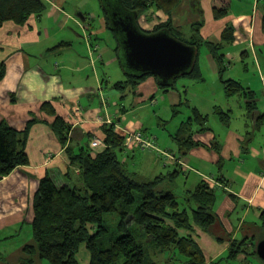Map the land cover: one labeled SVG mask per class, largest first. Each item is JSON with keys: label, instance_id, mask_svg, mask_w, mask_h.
Instances as JSON below:
<instances>
[{"label": "crops", "instance_id": "1", "mask_svg": "<svg viewBox=\"0 0 264 264\" xmlns=\"http://www.w3.org/2000/svg\"><path fill=\"white\" fill-rule=\"evenodd\" d=\"M44 1L47 7L41 15L29 16L22 25L6 21L0 27V63L5 64L0 80V124L5 121L18 131L27 129L28 158L27 164L0 179L1 235L11 236L25 222L31 225L33 199L46 174L58 183L78 185L80 169L70 162L71 156L83 150L93 157L101 153L106 148L104 128L112 126L123 137L118 159L137 181L160 176L156 189L170 191L183 204L184 195L201 183L214 189L217 222L210 230L193 221L188 229L178 228L181 236L196 240L205 259L224 254L232 241L248 244L250 237L243 228L255 225L261 230L260 214L264 211V93L257 97L253 87L232 76V69L226 78L223 71L226 58L242 62L249 50L254 53L255 47L264 45V0H227L228 14L217 20L213 7L219 0H181L175 8L171 24L177 34L180 36L185 12H196L194 19L202 23L201 41L210 47L211 94L199 96L190 94L187 81L177 83L175 78L164 85L152 74L126 84L130 73L122 67L111 71V65L119 63V43L107 16L94 8V0ZM149 12L156 14L152 9L146 14ZM161 12L162 20L168 18ZM137 24L141 30L151 31ZM227 25L233 26V41L220 49L224 62L219 66L212 43L221 41ZM194 62L190 72L196 70V80L205 82L196 59ZM259 75L264 81V74ZM227 79L254 92L255 109L247 106L239 92L227 96L223 83ZM117 82L123 86H114ZM75 107L80 110L75 112ZM57 119L68 126L64 141L54 128ZM166 122H171L169 127L164 126ZM126 131L153 136L156 149L125 146ZM93 138L101 139L102 145L92 148ZM182 138L190 143L181 145L178 139ZM166 223L173 226L170 220ZM19 260L10 264L24 261Z\"/></svg>", "mask_w": 264, "mask_h": 264}, {"label": "trees", "instance_id": "2", "mask_svg": "<svg viewBox=\"0 0 264 264\" xmlns=\"http://www.w3.org/2000/svg\"><path fill=\"white\" fill-rule=\"evenodd\" d=\"M180 1L121 0L123 7L136 13V20L139 14L149 8L162 10L168 20L148 32L166 29L172 36L196 49L202 42L199 34L202 23L195 21L191 25L193 33L188 40L182 39L171 24V15ZM227 3V0H219V5L213 7L214 19L228 14ZM46 7L44 0H0V27L6 21L22 25L29 16L41 15ZM261 27L264 34V16ZM232 41L233 26L227 25L221 33V41L212 43V52L219 66L224 56L220 49ZM194 72L188 73L189 76H195L197 73ZM4 74L5 64L1 62L0 80ZM132 76L126 84L145 77ZM223 83L228 97L239 92L247 99V106L255 109L252 90L231 79ZM114 86L122 87L123 83L117 82ZM215 112L220 110L215 109ZM201 118L204 120L206 116ZM221 119L225 120L226 117L221 115ZM67 127L61 119L54 122V128L62 141L66 138ZM104 132L106 148L101 153L93 157L89 150H83L71 156L70 162L80 169L78 185L68 181L58 183L50 174L40 178L33 199L34 218L31 223L35 242L25 247L27 254L37 252L40 258L55 264H80L77 254L81 245H84L89 254L88 264H154L149 257L152 248L159 255L166 252L178 254L180 258L175 259L178 261L176 264H206L196 240L191 236H181L178 228L188 229L193 221L205 230H210L217 222L213 211L214 189L201 183L184 195L183 204L170 191L156 189L162 177L148 182L137 181L118 159L117 149L122 146V135L114 131L112 126L105 127ZM26 139L27 129L18 131L5 121L1 122L0 179L15 168L27 164ZM178 140L181 145L190 143L188 138ZM113 212L119 215L117 226L120 235L111 233L104 225L105 214ZM166 220L172 221L173 226L167 224ZM260 220L264 234V211L260 214ZM241 244L243 241H232L228 256H238L242 252ZM168 259L165 258V262ZM22 264L30 262L25 258ZM167 264L173 263L168 260Z\"/></svg>", "mask_w": 264, "mask_h": 264}, {"label": "rangeland", "instance_id": "3", "mask_svg": "<svg viewBox=\"0 0 264 264\" xmlns=\"http://www.w3.org/2000/svg\"><path fill=\"white\" fill-rule=\"evenodd\" d=\"M250 2H252V0H250ZM241 5L245 6L247 5V3H242ZM94 8L97 10L98 14L99 13L105 14L109 19V26L111 28H114L112 18L110 17L111 12L107 10V8L105 7L104 0H94ZM149 9L156 11L155 12L156 14H153L154 12L152 13L149 12L148 14H146ZM149 9L145 10L137 17L138 20L137 22H139V24L142 26L144 30H154L156 29V27H158L161 24H164L168 20L167 17H165L162 20L161 17H164V14L161 12L162 10L160 11L154 8H149ZM195 15L196 12L194 13L185 12V16L183 17V21L179 33L181 38L184 40H188L189 36L193 32L191 22L196 21L194 19ZM116 34L119 35V37L123 36L122 33H116ZM103 40H106V43L108 42L107 35L103 36ZM103 43H104L103 41H100L101 45H105ZM253 52L254 53H252V51L249 50L248 55L243 58L242 62L241 60L235 61L234 58H226L225 61L226 69L223 71V77L225 78L228 77L230 73L229 69H232L235 72L234 74H232V76H234L235 78H239L244 86L249 85L251 86V88L253 87L257 93V97H260L264 93V81H261L259 75V74H264V45L255 47V50L253 49ZM208 53H210V47L208 46V43L203 40L197 46L196 54H195L196 57L194 58L196 59L197 67L198 65L200 67V71L202 73V77L205 78V82H198L195 76H189V75H185V76L181 75L180 77L176 78L177 83H181V81H187L190 94H195L198 96L203 94L205 95L211 94L209 92L211 91L209 88V83H211V79L214 78V73L209 65V58L207 56ZM118 54L120 56L119 63L117 62L116 64L111 65V71L113 73L119 71V69L122 68L125 69L124 59L122 58V52L120 49L118 51ZM243 68H245V70H243ZM196 73L197 72H194V74ZM250 83H252L253 86ZM195 97L193 99H195ZM262 105H264V96H262ZM234 118L235 116H232L231 118L232 123L234 121ZM170 124L171 122H166L164 126L169 127ZM128 167H129V163H127L126 165V168ZM118 221H119V215L117 213L114 212L107 213L104 216V225L110 230L111 233H115L116 235H120L117 226ZM243 229L245 231H248L247 233L249 234L248 236L250 238L246 240V242L250 245L249 246L248 244L240 245L242 251L240 254H242V256L240 257L236 256L235 258H231L228 256L229 255L228 251H226L224 254L215 258L207 257L206 264H264V261L259 258L256 252L257 244L262 238H264V234L260 229H258V227H255V225H249ZM34 242L35 241L32 234V227L30 223L28 224L27 222L21 224V226L17 228V231L9 237H3L0 233V262H5L6 264H10L14 262L18 263V261H20L19 260L20 258L23 259L26 258L28 259L30 264H55L46 259L40 258L37 252L36 253L30 252V254H27L25 247L31 244L34 245ZM18 250H20L21 252H19ZM86 256L89 257V254L85 249L84 245H81V247L79 248V252L77 254V260L80 262V264H88L87 258H85ZM163 256L164 257L168 256L167 257L169 258L168 260H170V262L173 264L178 263V261L177 262L175 261L176 258H180L178 254L176 255L170 252H166L163 253L162 255H159L156 254V252L152 248L149 251V257L154 262V264H167L168 260L166 262L165 260L162 261Z\"/></svg>", "mask_w": 264, "mask_h": 264}, {"label": "water", "instance_id": "4", "mask_svg": "<svg viewBox=\"0 0 264 264\" xmlns=\"http://www.w3.org/2000/svg\"><path fill=\"white\" fill-rule=\"evenodd\" d=\"M104 3L111 12L114 28L109 27L118 40L128 73L137 78L152 74L161 84L170 85L175 78L191 71L196 52L194 46L175 38L166 29L141 30L136 13L123 7L121 0H104ZM256 252L264 261V239L258 242Z\"/></svg>", "mask_w": 264, "mask_h": 264}, {"label": "built area", "instance_id": "5", "mask_svg": "<svg viewBox=\"0 0 264 264\" xmlns=\"http://www.w3.org/2000/svg\"><path fill=\"white\" fill-rule=\"evenodd\" d=\"M79 107H75L74 111L78 112ZM99 145H102V141L99 138H93L90 141V146L96 148ZM124 145L130 146L135 145L142 150H153L156 149V143L153 136L144 133L143 131H131L125 132Z\"/></svg>", "mask_w": 264, "mask_h": 264}]
</instances>
